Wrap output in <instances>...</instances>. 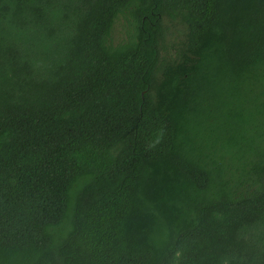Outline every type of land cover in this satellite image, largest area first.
<instances>
[{
  "label": "trees",
  "instance_id": "1",
  "mask_svg": "<svg viewBox=\"0 0 264 264\" xmlns=\"http://www.w3.org/2000/svg\"><path fill=\"white\" fill-rule=\"evenodd\" d=\"M0 264H264V0H0Z\"/></svg>",
  "mask_w": 264,
  "mask_h": 264
},
{
  "label": "rangeland",
  "instance_id": "2",
  "mask_svg": "<svg viewBox=\"0 0 264 264\" xmlns=\"http://www.w3.org/2000/svg\"><path fill=\"white\" fill-rule=\"evenodd\" d=\"M128 29V24L120 19L116 25H115V29H114V38L116 41H120L122 39L126 38V32Z\"/></svg>",
  "mask_w": 264,
  "mask_h": 264
}]
</instances>
